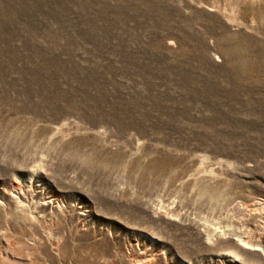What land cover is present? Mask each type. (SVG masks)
I'll return each instance as SVG.
<instances>
[{"label":"rangeland","instance_id":"1","mask_svg":"<svg viewBox=\"0 0 264 264\" xmlns=\"http://www.w3.org/2000/svg\"><path fill=\"white\" fill-rule=\"evenodd\" d=\"M0 264H264V0H0Z\"/></svg>","mask_w":264,"mask_h":264},{"label":"bare ground","instance_id":"2","mask_svg":"<svg viewBox=\"0 0 264 264\" xmlns=\"http://www.w3.org/2000/svg\"><path fill=\"white\" fill-rule=\"evenodd\" d=\"M242 242H243L244 245H247V246H251L252 245L249 241H242Z\"/></svg>","mask_w":264,"mask_h":264}]
</instances>
